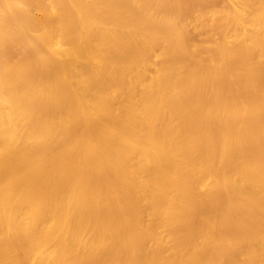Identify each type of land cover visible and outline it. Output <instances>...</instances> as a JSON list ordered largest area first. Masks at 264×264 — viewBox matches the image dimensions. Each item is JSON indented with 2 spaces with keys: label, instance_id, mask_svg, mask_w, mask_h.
I'll use <instances>...</instances> for the list:
<instances>
[{
  "label": "bare ground",
  "instance_id": "bare-ground-1",
  "mask_svg": "<svg viewBox=\"0 0 264 264\" xmlns=\"http://www.w3.org/2000/svg\"><path fill=\"white\" fill-rule=\"evenodd\" d=\"M0 264H264V0H0Z\"/></svg>",
  "mask_w": 264,
  "mask_h": 264
}]
</instances>
